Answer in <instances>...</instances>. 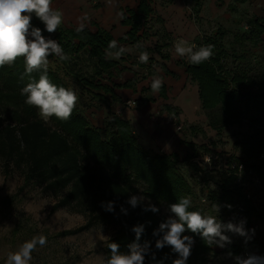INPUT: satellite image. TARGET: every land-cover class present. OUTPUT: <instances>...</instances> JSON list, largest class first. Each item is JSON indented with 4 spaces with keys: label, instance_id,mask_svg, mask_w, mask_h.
<instances>
[{
    "label": "trees",
    "instance_id": "trees-1",
    "mask_svg": "<svg viewBox=\"0 0 264 264\" xmlns=\"http://www.w3.org/2000/svg\"><path fill=\"white\" fill-rule=\"evenodd\" d=\"M204 1L193 0L192 14L199 13ZM246 2L232 0L226 9L237 13L238 7ZM126 13L129 17L124 16L122 23L130 27L129 32L116 42L113 49H109L108 45L114 39L102 29L91 33L86 27L77 31V28L58 26L55 32L49 33L35 13L31 14L29 32L39 28L45 40H53L60 45L70 59L61 61L58 55L50 53L47 61L53 59L64 74L78 84L80 90L87 91L91 99L103 103L108 110L104 95L108 94L114 102L117 99L112 93L113 88L127 89L134 85L131 81L112 84L110 87L100 82L104 76L110 78L112 71L117 69L116 63L108 59L107 55L117 56L120 50L118 43L133 45L139 57L141 53L147 52L148 62L142 64L148 66L153 63L151 55H158L162 61L170 60V54L164 51L170 47V40L165 33L163 21L152 19L153 12L148 8V1L140 0L135 13ZM243 20L241 17L234 20L237 26L244 23L245 30H237L229 42L226 40L227 31L223 28H217L210 35L195 40L193 52L209 44L214 45L213 55L201 64H191L187 54L177 62L178 66L185 69L189 81L196 85L199 108L207 114V127L217 135L233 125L241 124L246 109L264 116V69L257 74L248 73L251 67L247 61L250 54L254 64L260 66L264 58V18ZM152 36L155 41L150 49L146 47V41ZM122 55L124 53L119 56ZM228 57L240 65L237 72L231 71L226 65ZM160 68L163 70V65ZM45 74L57 87L68 89L62 77L48 66L28 73L23 56L12 64L0 67V172L3 179H7L15 170L22 177L23 187L35 184L51 194L67 190L50 211L72 209L84 214L86 221L83 226L61 232L57 236H73L99 223L110 224L115 228V234L105 245L108 260L112 255L108 245L116 243L119 246L118 254L124 255L130 254L132 245H139L140 248L147 246L144 264H174L168 245L162 249L156 248V241L163 237V232H158L163 223L158 212L152 211L153 207L143 200L135 207L128 201L132 197L129 188L131 184L142 186L143 196L154 205H164L169 212L171 205L179 203L184 197L192 201L195 195L178 168L179 156L175 153L159 155L143 149L130 123L117 116H109L101 129L92 126L78 105L69 120L61 121L53 116L48 119L52 126H48L39 118V110L25 103L26 96L21 91L27 84L38 82L40 76ZM153 74L151 70L141 80ZM151 83L142 92L152 91ZM158 93L164 97V86ZM164 110L174 119L177 127V109L164 106ZM252 122L259 123L260 120L253 118ZM186 130L189 137L181 143L187 153L181 162L198 170L195 165L197 162L193 161L200 157L199 152L209 156L211 151L203 145L197 147L191 141L199 134L204 135L200 128L189 125ZM243 145L245 156L227 158L228 162H243L255 171L264 167V160H258V152L264 149V127L254 130L246 137ZM108 166L118 171L119 176L109 172ZM199 169L202 168L199 166ZM219 169L222 170L213 190L204 181L202 194L207 203L206 210L216 209L224 215L241 216L264 225V208L256 210L250 201L245 200L228 170L224 171L223 165ZM127 170L132 179L124 175ZM13 198L15 195L9 201ZM109 203L112 205L111 210H108ZM187 210L198 211L201 215L204 212L201 206L192 203ZM172 215L175 216L174 213ZM136 226H143L139 239L133 231ZM184 234L191 235L197 245L203 243V252H208V243L200 233L186 230ZM228 247V252L234 255L239 253V248L234 245Z\"/></svg>",
    "mask_w": 264,
    "mask_h": 264
},
{
    "label": "rangeland",
    "instance_id": "rangeland-1",
    "mask_svg": "<svg viewBox=\"0 0 264 264\" xmlns=\"http://www.w3.org/2000/svg\"><path fill=\"white\" fill-rule=\"evenodd\" d=\"M161 1L151 0L154 10L157 7L159 9L161 5L158 6V4ZM231 2L232 0H222L220 2L209 0L205 2L204 9L198 15H194L190 10L192 5L191 0H184L186 15H184V20L182 21L184 23L183 26L187 28L192 25L197 32V37L208 36L217 28H223L227 31L226 40L229 42L237 30H245L244 23L237 26L234 22L235 19L241 17L244 19V22L252 17L264 18V0H247L245 4L238 7L237 13L228 12L226 9V6ZM153 26L155 28L158 27L157 24H153ZM174 40H170L172 45L166 50L173 59L181 57L175 51V47L173 46ZM153 41L154 39H151L148 45H152ZM125 49L128 48L126 47ZM232 60L231 57H228L226 65L231 71L237 72L240 65L236 60ZM247 61L251 67L248 73L257 74L264 69V58L260 61V66L254 64V60H252L250 54L247 57ZM47 66L62 77L68 89L73 90L77 94V105L82 113H85L86 109L90 106H96L97 101L91 99V94L83 89L80 90L77 86L78 84L66 76L53 59L48 62ZM160 77L163 79L162 75ZM186 82L187 87L196 86L189 80ZM174 97L173 100L177 98L176 95ZM177 100V105L181 103L189 105L188 103H190V101L188 102V100L181 96ZM173 103L175 104L176 102L174 101ZM182 111L184 118L188 120L190 115L183 108ZM38 116L48 126H52L48 120L45 121L42 119L39 113ZM253 118H257L260 122H252ZM242 120L241 124L233 125L217 135L207 127V114L198 109V111H194V119L190 120V123L185 122L182 131L179 130L181 133L184 131V138H188L187 126L192 125L200 128L204 132V135L199 134L192 138L191 141L197 147L203 145L211 151L209 156L206 155L207 158L217 155L216 161H212L209 158V163H204L202 159L205 158V155H203L204 153L202 151L199 152L200 157L193 161L197 162L195 165L198 166V170L181 162L185 155L180 156L178 168L195 195V198L191 201L192 205L201 206L204 209L202 216L214 217L222 226H226L229 223L233 224L238 218L232 215H224L216 209L206 210L207 203L205 202L202 190L204 181L207 182L209 189L213 190L216 187V181L222 170L219 169L222 162L225 159L228 161L229 158L234 157L243 158L245 156L243 142L246 137L252 134L257 128L264 127V116H261L260 113L255 114L252 109L251 111L250 109H246V112L245 110L243 111ZM199 166L202 169H199ZM107 168L109 172L119 176L118 171L111 169L109 166ZM124 175L129 176L130 179L133 178L130 176L131 174L128 170L124 172ZM205 176L207 178L202 180ZM248 182L249 191L253 193L255 202L264 206V195L259 191V187L255 186L250 180ZM130 186L132 196H136L139 200H143L152 207H155L163 223L167 222L169 218L177 219L171 212L167 211L164 205H154L151 200L143 196L141 194L142 186L138 184H131ZM66 192L67 190H64L57 194H51L45 192L40 186L35 184L23 187L22 177L17 171L13 170L5 180L0 172V264H8L10 254L18 252L24 243L30 242L33 238H39L41 235L47 238V242L44 246L36 245L31 253V259L28 261V264H107L108 259L105 253V245L115 234V228L112 225L99 223L90 230L77 235L57 236L61 232L75 230L83 226L86 221L84 214L74 212L72 209H59L55 212L50 211L53 204L64 196ZM12 195H15V198L9 201ZM259 225L261 227L259 236L264 239V225ZM221 234L228 237V240L220 241L219 237H215L214 242L211 245L208 244V252H203V243L197 245L196 240L191 235L182 233V236H189L193 241L190 256L185 264H239L240 260L248 259H245L243 256L245 253L249 257H257V264H264L257 256L259 250L249 234H236L226 227L221 228ZM232 245L239 248L237 255L227 251L229 249L228 246ZM168 247L173 254L174 261L180 258L178 253L172 251L171 246L168 245Z\"/></svg>",
    "mask_w": 264,
    "mask_h": 264
},
{
    "label": "crops",
    "instance_id": "crops-1",
    "mask_svg": "<svg viewBox=\"0 0 264 264\" xmlns=\"http://www.w3.org/2000/svg\"><path fill=\"white\" fill-rule=\"evenodd\" d=\"M147 1L148 8L153 12L152 19H161L169 40L175 39L174 43L172 42L174 47L180 42H183L182 46L184 47H195V40L201 37H197V32L190 23L191 26L187 28L183 26L182 21L184 15H186L184 0H162L158 4V6L161 5L159 9L157 7L155 10L152 7L151 0ZM207 1L209 0H205L201 4L199 13L204 9V4ZM216 1L220 2L222 0ZM139 2L140 0H52L50 7L53 10L62 12V23L59 26L67 28L86 27L91 33H96L98 29H102L108 32L117 42L126 37L130 29L122 23L123 17H129L127 11L135 13ZM191 2L193 5V0ZM37 19L41 21L39 18ZM168 21H170L169 24ZM27 39L31 41L35 38L31 35V32H28ZM151 39L155 41L153 36L149 38V41H146V47L150 49L154 44L153 41L152 45H148ZM169 44L172 45L171 41ZM118 46L120 49H124V55L118 58L113 54L107 55L108 59L116 63L117 69L112 71L110 78L104 76L100 82L110 87L112 84L120 85L131 81L134 85L132 88L127 89L113 88L112 93L117 99L116 101L112 102L108 94L104 95L108 110L103 103L96 102V106H90L86 109L84 116L92 126L98 129L103 127L109 116H117L121 120L130 123L134 135L143 149L159 155L175 153L179 157L184 156L187 153L186 147L181 143L185 139L184 131L182 133L176 131L174 119L164 110V106L177 109L178 126L182 131L183 124L185 122L190 123V120L194 119V111L200 109L197 87L194 85L187 87L186 81L189 79L185 69L177 65L180 58H184V56L173 59L170 55L169 61H162L158 55H151L153 56V63L148 66L139 62V53L133 45L118 43ZM126 47L128 49H125ZM160 65H163V70ZM151 70L155 74L141 80V77ZM161 75L163 77L164 97L160 96L158 92H142L143 89L147 88L149 82H152L154 78H161ZM174 95L177 96L175 100H173ZM180 96L188 102L190 101L189 105L183 103L177 105V99ZM131 102H133V105H131ZM180 106L190 115L188 120L184 118Z\"/></svg>",
    "mask_w": 264,
    "mask_h": 264
},
{
    "label": "clouds",
    "instance_id": "clouds-1",
    "mask_svg": "<svg viewBox=\"0 0 264 264\" xmlns=\"http://www.w3.org/2000/svg\"><path fill=\"white\" fill-rule=\"evenodd\" d=\"M51 4L52 0H0V67L12 64L18 57L23 56L26 71L31 73L42 66L46 68L47 57L50 53L58 55L61 61L70 59L55 41L45 40L39 28H33L31 31L34 40L27 39L32 13H35V16L44 23L49 33L55 32L62 23V12L53 10L50 7ZM80 30L77 28V31ZM182 43L176 44L175 51L181 57L187 54L191 64L199 65L213 55L214 45L209 44L193 52L192 47H184ZM108 47L109 49L115 48L116 41H110ZM123 51L124 49L121 48L116 53L117 58ZM148 59L149 54L144 52L141 53L139 62L147 63ZM162 86V79L154 78L151 83L152 92H159ZM21 91L26 96L25 103L36 107L40 117L45 121L53 116L61 121L69 120L78 102V96L73 90L57 87L49 81L46 74L40 76L38 82L27 84ZM139 202L136 196H132L128 201L133 207ZM190 203V198L184 197L179 203L171 205V212L178 219L169 218L167 222L161 223L158 229V232H163L164 235L162 239L156 241V248L171 246L172 251L178 253L180 257L174 261V264H185L190 256L193 241L189 236H182L186 230L200 233L209 245L214 242L215 237H219L220 241L228 240V237L221 234L222 227L240 235L246 234L242 225L229 223L222 226L214 217H204L198 211H188ZM111 209L112 205L109 203L108 210ZM151 210L157 211L155 207ZM133 231L139 239L143 226H136ZM46 242L47 238L41 235L39 238H33L30 242L24 243L18 252L9 255L8 264H28L36 245L44 246ZM108 247L112 255L107 264H144V252L147 251V246L140 248L139 245H132L130 254L127 255L118 254L119 246L116 243H111ZM257 261V257H249L246 260H240L239 264H257Z\"/></svg>",
    "mask_w": 264,
    "mask_h": 264
},
{
    "label": "built area",
    "instance_id": "built-area-1",
    "mask_svg": "<svg viewBox=\"0 0 264 264\" xmlns=\"http://www.w3.org/2000/svg\"><path fill=\"white\" fill-rule=\"evenodd\" d=\"M133 105V103H131ZM181 130L179 126L176 127V131ZM203 158L204 163H209L210 159L212 161L217 160V156L207 158L206 155ZM258 160H264V149H261L258 152ZM223 170H228V173L231 174L235 179V185L240 188L245 200L250 201L252 206L256 210L264 208V206L255 202V197L253 193H250L249 182L250 180L255 186L259 187V191L264 195V182H262V177H264V167H261L258 171L247 167L243 162H236L232 160L228 162L227 160L223 161ZM260 222L256 220H246L245 218L239 216L233 223V225L243 226L245 233L249 234L252 240L256 243V247L259 250L257 256L262 262H264V239L260 238L259 232L261 231ZM236 233V232H235ZM239 234V233H236ZM244 258H249V255L245 253Z\"/></svg>",
    "mask_w": 264,
    "mask_h": 264
}]
</instances>
